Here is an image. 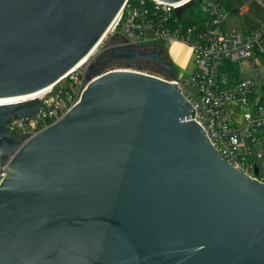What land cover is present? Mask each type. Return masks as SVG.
Segmentation results:
<instances>
[{"label":"water","instance_id":"water-1","mask_svg":"<svg viewBox=\"0 0 264 264\" xmlns=\"http://www.w3.org/2000/svg\"><path fill=\"white\" fill-rule=\"evenodd\" d=\"M125 1L0 0V100L65 77ZM163 54L102 53L80 100L32 137L5 125L38 99L0 103V264H264V183L221 159ZM141 61L165 79L128 70Z\"/></svg>","mask_w":264,"mask_h":264},{"label":"built area","instance_id":"built-area-1","mask_svg":"<svg viewBox=\"0 0 264 264\" xmlns=\"http://www.w3.org/2000/svg\"><path fill=\"white\" fill-rule=\"evenodd\" d=\"M191 0L167 3L158 0H126L116 15L110 30L117 36L110 49L119 45H136L148 50L155 45L183 44L191 50L192 71L185 77L176 72L179 88L190 103L193 121L201 128L221 159L235 170L264 183V92L257 80L246 78L241 68L243 60L250 69L258 65L257 56H264V24L247 32L226 35L227 13L222 0H193L203 16L198 21L184 12L178 19L175 10ZM264 6V0H256ZM239 15L247 12L243 5ZM166 53V50L164 49ZM70 70L50 88L37 94L15 97L10 104L38 99L33 118L11 117L5 125L8 133L32 137L54 124L80 100L87 87L88 64ZM236 68V71L233 70ZM115 70V68H108ZM117 69V68H116ZM159 78L165 79L164 76ZM195 88L196 95L186 87ZM10 158L0 165V183ZM257 170V172H255Z\"/></svg>","mask_w":264,"mask_h":264},{"label":"rangeland","instance_id":"rangeland-1","mask_svg":"<svg viewBox=\"0 0 264 264\" xmlns=\"http://www.w3.org/2000/svg\"><path fill=\"white\" fill-rule=\"evenodd\" d=\"M229 2L234 10H239L241 6L247 5V13H243L242 15L231 13L227 16L224 24V28H226L225 33L227 36H229L232 32L241 33L244 30H256L262 24H264V6L260 5L256 0H229ZM113 43L114 41L112 32L109 29L85 61V65L93 62L94 59L102 53H105L104 51L108 50V48ZM164 49L166 50L167 56H169L171 61L175 64L177 72L181 71L183 72L185 77L189 76V73L192 71L190 48L186 45H179V48H173L171 45L167 44L164 46ZM257 57L258 65L254 71L249 70L250 64L245 60H243V62L241 63V68L246 71L245 77L255 78L257 80L259 90L264 92V56ZM147 67H150L152 69L151 71H155V74L151 73L150 75H154L157 77L161 76V74L156 75V72L157 74H159V69H157L156 67L150 65H147ZM116 68H126V66H117L115 67V69ZM128 70H137V68L131 67ZM142 72L149 74L145 71ZM186 91L188 94L195 97V88L187 86Z\"/></svg>","mask_w":264,"mask_h":264},{"label":"trees","instance_id":"trees-1","mask_svg":"<svg viewBox=\"0 0 264 264\" xmlns=\"http://www.w3.org/2000/svg\"><path fill=\"white\" fill-rule=\"evenodd\" d=\"M222 7H223V10L225 13H227V15H230L231 13H235V14H238V11L237 10H234L229 2V0H222ZM185 15H189L190 14H193L195 16V18L198 20V21H202L203 19V16L200 14V12H198V6L195 4L193 5L190 9H188L186 12H184ZM239 15V14H238ZM127 64L123 63V62H114L112 64H110V68H115L117 66H126ZM145 63L143 61H141L140 64H132L130 65V67L132 68H137L139 66H141L142 68V71H145L149 74H155L153 71H151L152 69L150 67H147V66H144ZM233 70L236 71V68H233ZM156 75H160V74H157L156 72ZM162 76V75H161Z\"/></svg>","mask_w":264,"mask_h":264},{"label":"bare ground","instance_id":"bare-ground-1","mask_svg":"<svg viewBox=\"0 0 264 264\" xmlns=\"http://www.w3.org/2000/svg\"><path fill=\"white\" fill-rule=\"evenodd\" d=\"M109 29H110V28H109ZM109 29H108V30H109ZM108 30H107V31H108ZM106 33H107V32H106ZM104 36H105V35H104ZM101 40H102V39H101ZM101 40H100V41H101ZM100 41H99V42H100ZM94 48H95V47H94ZM94 48L92 49V51L94 50ZM92 51L89 53V55H88L87 57H85V59H83V60L80 62V64L78 63V65L76 66V68H78L79 66H82V65L84 64V62H85V61L87 60V58L90 56V54L92 53ZM40 92H41V91H40ZM37 93H39V92H37ZM37 93H35V94H37ZM13 100H15V99H12V98H11V99H6V100H0V103L5 102V104H6V103H9V102H12Z\"/></svg>","mask_w":264,"mask_h":264},{"label":"flooded vegetation","instance_id":"flooded-vegetation-1","mask_svg":"<svg viewBox=\"0 0 264 264\" xmlns=\"http://www.w3.org/2000/svg\"><path fill=\"white\" fill-rule=\"evenodd\" d=\"M108 50H110V47L108 48ZM108 50H106V51H104V52H108ZM147 51H148V52H151L152 49H148ZM163 59L166 60V61H170V62H172L171 59H170V57L167 56V53H165V52H164V54H163ZM143 62L145 63L146 66H147V65H150V66H153V67H156L157 69H159V67L154 66V65L148 63L147 61H143ZM159 70H160V69H159ZM159 70H158V71H159ZM176 72H177V70H176Z\"/></svg>","mask_w":264,"mask_h":264},{"label":"crops","instance_id":"crops-1","mask_svg":"<svg viewBox=\"0 0 264 264\" xmlns=\"http://www.w3.org/2000/svg\"><path fill=\"white\" fill-rule=\"evenodd\" d=\"M247 6V5H246ZM245 13H247V12H245ZM255 30V29H254ZM247 31H251V30H244L243 32H247ZM179 45H183V44H179V43H175V44H171V46L173 47V48H179Z\"/></svg>","mask_w":264,"mask_h":264}]
</instances>
